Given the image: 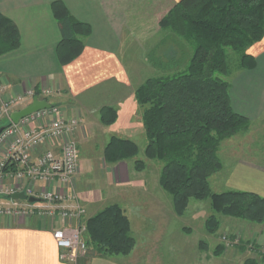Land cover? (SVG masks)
<instances>
[{"label":"crops","instance_id":"1","mask_svg":"<svg viewBox=\"0 0 264 264\" xmlns=\"http://www.w3.org/2000/svg\"><path fill=\"white\" fill-rule=\"evenodd\" d=\"M58 1L64 3L78 21L90 25L92 30L83 40L82 54L66 65L60 64L57 57L62 33L51 6ZM180 1L0 0V14L15 23L21 39L17 50L0 57V105L2 100L35 91L52 106L63 110L67 118H71L69 114L79 116L82 125L75 137L78 149L87 143L98 144L102 138L106 140L101 156L105 163L101 171L103 180L111 188L130 184L128 160L115 164H107L104 160L105 148L113 137L136 143L143 130L145 132L143 110L135 97L144 81H139V76H142L139 73L134 75L130 72L136 60L135 55L130 54L132 50L126 38H141L143 41L154 27L160 34L161 20ZM248 54L256 59V67L238 69L228 82L233 110L248 119L249 124L221 144L218 156L223 168L210 179V183L214 179L219 190L215 193L242 191L264 198V38L252 46ZM158 59L153 58L152 65L157 73H167V69L176 68L175 65L164 67ZM167 75L170 74L158 76ZM104 101L109 102L100 106ZM108 107L113 108L118 117L112 125L101 122L102 110ZM2 121L0 130L10 124L9 120L6 125ZM106 133L111 137H106ZM57 146H44L34 153V157ZM3 156L4 150L0 152V158ZM87 159L88 162L81 159L78 176L71 185L79 186L82 175L85 176L81 171L82 164L90 165L93 169L91 173L97 170L96 156L92 153ZM137 173L142 175L144 172ZM50 189L60 190L57 185H44L28 179L17 181L10 170L0 175V196H3L0 205L10 206L14 201L11 197L7 198L9 191L38 199ZM248 225L251 230L247 232V241L254 243L257 251L264 250V223ZM61 226L60 220L49 217L0 216V264H66L60 260V249L52 234ZM134 253L110 258L95 255L81 258L76 264H130L134 257L136 260L140 257V254L134 256ZM253 256L256 255L250 258L255 259ZM233 261L235 264L244 263L238 257Z\"/></svg>","mask_w":264,"mask_h":264},{"label":"trees","instance_id":"2","mask_svg":"<svg viewBox=\"0 0 264 264\" xmlns=\"http://www.w3.org/2000/svg\"><path fill=\"white\" fill-rule=\"evenodd\" d=\"M51 9L62 33L57 57L66 65L82 54L91 26L78 21L60 1ZM160 26L186 43L192 55L184 68L148 79L135 93L143 109L146 159L163 163L160 185L171 195L178 216L185 214L191 200H208L216 214L263 224V197L242 191L215 193L210 179L223 168L218 156L222 142L249 124L232 107L227 81L232 74L229 51L239 57L237 69L256 67L248 50L264 38V0H181ZM20 45L17 26L0 14V57ZM117 118L113 108L102 110L104 125L114 124ZM139 151L135 142L113 137L105 148L104 160L115 164L135 159ZM144 164L136 161L135 170L142 172ZM10 170L15 172L13 166L5 172ZM206 226L214 233L219 222L212 216ZM86 229L87 245L102 257L128 256L136 246L130 220L119 205L108 206L89 218ZM261 263L254 259L245 262Z\"/></svg>","mask_w":264,"mask_h":264},{"label":"rangeland","instance_id":"3","mask_svg":"<svg viewBox=\"0 0 264 264\" xmlns=\"http://www.w3.org/2000/svg\"><path fill=\"white\" fill-rule=\"evenodd\" d=\"M126 40H128V46L132 50L130 54L131 56L135 55L136 60V67H130V72L134 75L137 73L142 75L139 76V81H144V83L150 78L159 77V74L176 73L184 68L192 55L190 47L175 34L164 29H161L159 34L156 27L150 31V35L143 38V41L141 38H126ZM136 40H138L137 43ZM137 49L138 52H136ZM153 58L162 61L161 64L164 67L172 66L174 61L177 66L172 70L167 69V73H157L154 68L152 69ZM229 64L232 68V74L238 70L239 57L232 51H229ZM40 99L46 98L41 97ZM50 101L54 104L52 99ZM108 102L104 101L100 106L106 105L105 103ZM30 103L28 101L21 105L19 110ZM94 107L97 106L94 104ZM61 112L62 117L67 118L66 113L63 110ZM69 115L71 118L80 119L79 116ZM7 123L8 120L2 121L3 125ZM106 137L110 138L111 136L106 133ZM100 140L98 144L87 143L79 147L81 159H84L85 162H88L87 156L90 154L93 153L96 156L98 163L95 169L97 170L91 173L92 167L82 164L81 171L85 173V176L82 175L79 186L59 187V191L57 189H50V191H55L68 198L66 207H72L73 204L84 207L86 210L85 224L89 218L97 214L96 212H101L111 205H119L130 220L132 235L136 240V246L131 254L134 252V256L140 254L139 259L136 260L134 257L129 262L130 264H214L217 262L218 264H235L236 262L233 260L237 257L241 258L245 264L248 259H253L250 258L253 254L256 255L253 256L254 260L258 262L262 260L264 250L257 251L254 243H249L246 239L247 232L251 230L248 224L253 223L216 214L211 209L208 200H191L183 216H178L175 213L171 195L160 185L163 163L148 160L144 155L148 143L144 130L143 135L141 134L136 140L140 153L135 159L126 162L128 175L132 182L115 185L114 188L109 187L102 177L101 171L104 169L105 163L101 156L106 140L103 138ZM138 160L145 163L142 175H139L135 170V163ZM80 166L81 163H79V170ZM216 187L214 179H212L211 188L213 192L219 191ZM88 190L95 192L89 194ZM212 216H215L219 222V227L214 233L209 232L206 226L208 219ZM86 232L87 229L84 235L87 244ZM137 243L139 244L138 249H136ZM95 255H98L97 251L92 246L87 245L86 251L80 255L77 262L81 258L87 259Z\"/></svg>","mask_w":264,"mask_h":264},{"label":"built area","instance_id":"4","mask_svg":"<svg viewBox=\"0 0 264 264\" xmlns=\"http://www.w3.org/2000/svg\"><path fill=\"white\" fill-rule=\"evenodd\" d=\"M35 97L40 99L44 96L29 91L24 96L1 102L0 122L7 119L10 124L0 134V152L4 150V156L0 158V175L13 166L15 172H11L17 181L28 179L45 185L71 186L79 170L80 152L75 137L82 122L77 118L62 117L61 110L52 106L22 119L18 124L12 123V113L19 111L26 102L32 103ZM52 144H57V148L51 147L34 157L38 149ZM15 193L9 191L7 196ZM67 199L55 191H48L36 203L12 201L10 206H0V216H48L60 220L62 226L52 233L60 249V260L76 264L87 249L84 239L86 210L74 204L66 207L64 203Z\"/></svg>","mask_w":264,"mask_h":264},{"label":"water","instance_id":"5","mask_svg":"<svg viewBox=\"0 0 264 264\" xmlns=\"http://www.w3.org/2000/svg\"><path fill=\"white\" fill-rule=\"evenodd\" d=\"M52 105L49 103L48 100H41L39 97H35L33 102L27 106L26 108H23L17 112L12 113L11 115V122L14 124H18L22 119L29 117L30 115L37 113L42 110L50 109ZM4 128L0 130V134L3 132ZM0 198H3V196H0ZM12 200H28L31 203H36L39 200L36 198H29L25 193H15L11 196Z\"/></svg>","mask_w":264,"mask_h":264}]
</instances>
